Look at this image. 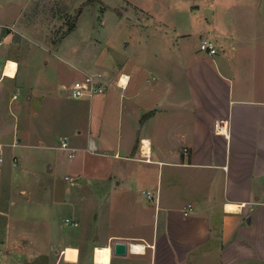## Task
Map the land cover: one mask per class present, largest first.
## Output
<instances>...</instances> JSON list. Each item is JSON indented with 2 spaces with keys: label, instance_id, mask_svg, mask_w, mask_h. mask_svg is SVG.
<instances>
[{
  "label": "crops",
  "instance_id": "obj_1",
  "mask_svg": "<svg viewBox=\"0 0 264 264\" xmlns=\"http://www.w3.org/2000/svg\"><path fill=\"white\" fill-rule=\"evenodd\" d=\"M26 2L12 21L0 19L1 264H42L40 258L44 264H98L96 246L110 248L105 264H264V29L243 38L240 48L214 34L207 39L214 54L191 47L176 30L182 40L162 44L160 58H137L119 44L118 67L102 70L103 93L68 95L80 104L60 121L66 127L74 120L73 132L63 136L85 152L80 172L100 187L90 196L96 211L81 219L88 225L74 220L84 232L80 240L52 245L53 253L48 245L46 253L38 249L36 221L2 216L13 175L2 150L11 148L16 166L18 153L27 161V149L48 148L46 134L56 123L50 115L67 108L58 106L55 85L39 81L46 59H34L32 44L21 40ZM133 12L128 24L153 22L162 32L160 11L137 5ZM73 65L88 73L78 60ZM116 241L125 242L124 255L114 254Z\"/></svg>",
  "mask_w": 264,
  "mask_h": 264
},
{
  "label": "rangeland",
  "instance_id": "obj_2",
  "mask_svg": "<svg viewBox=\"0 0 264 264\" xmlns=\"http://www.w3.org/2000/svg\"><path fill=\"white\" fill-rule=\"evenodd\" d=\"M24 2L25 0H0V10H5L0 17L1 21H12ZM67 3L69 8L65 14L63 8ZM137 5L150 11H160L156 20L162 22V32H155L157 26H152L156 25L153 22L149 25L126 22ZM79 8L76 27L59 42L52 44L55 32L66 30V21L69 22ZM205 8L211 9L210 19ZM138 19L143 21L144 18L139 16ZM21 23L20 30L24 35L19 36L22 41L32 44L34 49L31 51L37 54L32 55L34 59L43 56L47 60L38 62V78L40 76L39 81L43 82L41 85L49 82L50 86L55 85L58 106L67 108H54L53 115H50V119H55L56 123H53L46 134L49 140L45 145L48 148L38 146L27 149V161L21 159L22 155L18 153L20 158H16V166L12 165L11 148L2 150L1 155L7 163V169L13 175L9 190L5 193L9 197V203L5 202L4 207H8V211L3 208L1 213L2 216L7 212L12 217L27 216L36 221L40 235L38 249L47 253L48 245H51L53 253L54 245L61 247L80 240L84 233L81 231L82 226L75 227L71 222L79 219L80 225H88V221L82 222L81 219L96 211L90 196L94 197L100 192L98 181H91L80 172L85 152L80 151L75 157L68 158L60 149L61 139L67 138L63 135L71 134L74 130L70 126L74 120H68L66 127L60 121L64 117V111L80 104L74 99H92L103 92L96 93L91 98L72 97L69 86L84 79L86 74L96 75L105 84L104 76H107V72L105 74L102 70H114L118 67V53H121L119 44L125 52L137 58H160L164 53L162 44L165 47L166 43L182 40L181 36L175 34V30L180 34L184 33V42L195 49H199L201 39H211L214 34L221 41L235 42L240 48L243 38L248 37L255 29H264V0H27ZM60 27H63L62 30H58ZM124 44L129 45L125 47ZM232 55L239 57L237 53ZM121 56L120 54L122 59ZM26 58L27 55H20L21 63L22 60L25 63ZM77 60L79 66L88 73L80 72L74 67ZM30 64L32 72L34 62ZM30 76H33L32 73ZM62 84L65 87L59 89ZM32 120L37 125L35 117ZM42 150L44 152H40ZM65 176H70L73 180H65ZM137 195H140L139 192ZM65 218H69L71 222L66 223ZM39 263L44 264V258H40Z\"/></svg>",
  "mask_w": 264,
  "mask_h": 264
},
{
  "label": "built area",
  "instance_id": "obj_3",
  "mask_svg": "<svg viewBox=\"0 0 264 264\" xmlns=\"http://www.w3.org/2000/svg\"><path fill=\"white\" fill-rule=\"evenodd\" d=\"M199 47H200V50L206 51L210 54H214L216 51L214 44L207 39H202L200 41ZM7 62H8V60H5L4 69L7 66ZM4 69H3V72H4ZM118 85L121 87H124V85L119 83V82H118ZM104 87H105L104 84L96 75L86 74V77L84 79L77 80L74 83H72L69 86V90H70V94L72 97H90L91 98L96 93L103 92ZM60 149L66 153V156L68 158L75 157L77 152H78L77 148H75L69 144L68 138H66V137L61 139ZM144 157L148 158L147 156H145V154H144ZM0 159H1V157H0ZM13 164L14 165L16 164L15 161H13ZM64 179L65 180H73V178L70 176H65ZM145 194L149 199L153 198L150 191H145ZM184 214H187V212L184 211ZM64 220L66 223L71 222L69 218H65ZM71 223L73 225L77 224L74 221H72ZM130 246L132 247V244H130Z\"/></svg>",
  "mask_w": 264,
  "mask_h": 264
},
{
  "label": "bare ground",
  "instance_id": "obj_4",
  "mask_svg": "<svg viewBox=\"0 0 264 264\" xmlns=\"http://www.w3.org/2000/svg\"><path fill=\"white\" fill-rule=\"evenodd\" d=\"M125 75L123 76L121 84H126L125 82ZM229 208H236V206H229ZM132 248L134 250H138L140 247L138 244L134 243L132 244ZM94 261L98 264H105L109 262V256H110V248L108 246H96L94 248ZM66 254L69 256L71 252H66Z\"/></svg>",
  "mask_w": 264,
  "mask_h": 264
},
{
  "label": "trees",
  "instance_id": "obj_5",
  "mask_svg": "<svg viewBox=\"0 0 264 264\" xmlns=\"http://www.w3.org/2000/svg\"><path fill=\"white\" fill-rule=\"evenodd\" d=\"M88 1H91L92 2L93 0H88ZM68 4L69 3H67L64 6V8H63V11H64L65 14H66L67 8H69V5ZM79 14H80V8L77 10V12L75 13V15L72 17V19L69 22L66 21V25H67L66 30H64L62 32L61 31L55 32V36L56 37H53L52 38V40H51V43L52 44H56L57 42H59L68 32H70L71 30H73L76 27L75 23H76V21L78 19ZM62 28L63 27H60V29H58V30H62Z\"/></svg>",
  "mask_w": 264,
  "mask_h": 264
},
{
  "label": "water",
  "instance_id": "obj_6",
  "mask_svg": "<svg viewBox=\"0 0 264 264\" xmlns=\"http://www.w3.org/2000/svg\"><path fill=\"white\" fill-rule=\"evenodd\" d=\"M206 15L211 18V9L205 8ZM113 252L117 255H124L126 253V244L122 241H116L113 244Z\"/></svg>",
  "mask_w": 264,
  "mask_h": 264
}]
</instances>
